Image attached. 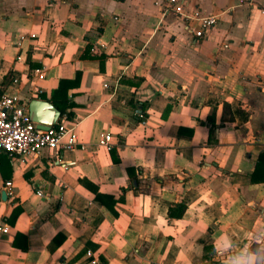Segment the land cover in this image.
<instances>
[{"label":"crops","instance_id":"obj_1","mask_svg":"<svg viewBox=\"0 0 264 264\" xmlns=\"http://www.w3.org/2000/svg\"><path fill=\"white\" fill-rule=\"evenodd\" d=\"M178 4L216 24L195 38ZM78 71L84 148L0 163V264H264V0H0L1 90Z\"/></svg>","mask_w":264,"mask_h":264},{"label":"built area","instance_id":"obj_2","mask_svg":"<svg viewBox=\"0 0 264 264\" xmlns=\"http://www.w3.org/2000/svg\"><path fill=\"white\" fill-rule=\"evenodd\" d=\"M175 3L176 0H169ZM174 13L184 16L187 30L197 39L204 35L216 24L214 15H198L196 12L184 14L181 5L172 8ZM166 10L165 13H167ZM193 24H196L192 27ZM43 77V73H38ZM14 84L17 79H13ZM66 118L57 122L48 129H40L36 123L31 121L28 115V106L13 93H7L0 89V154L6 155L10 161L21 159L27 156H37L44 149H74L79 144L75 126L66 125ZM110 134H105L100 140L101 145L109 146ZM109 148V147H108ZM12 182H5L6 186H11ZM36 194L42 196L41 190ZM7 230V226L3 227Z\"/></svg>","mask_w":264,"mask_h":264},{"label":"trees","instance_id":"obj_3","mask_svg":"<svg viewBox=\"0 0 264 264\" xmlns=\"http://www.w3.org/2000/svg\"><path fill=\"white\" fill-rule=\"evenodd\" d=\"M28 65L30 68L35 67L36 65L34 62H32L30 59L28 60ZM80 77H81V72L78 71L73 79H60L59 84L56 89H53L51 91L50 97L47 98L44 94L38 95L39 97L43 98L44 100L50 101L52 104H54L61 112V116L58 120L61 121L62 119L66 118H72L74 116L73 108L76 106V103L71 100V98L68 95V91L70 88L76 87L79 85L80 82ZM144 108V107H143ZM142 108V109H143ZM143 111V110H142ZM139 118L143 119L144 117V112L140 114H136ZM215 129V125H210L209 126V134H211ZM110 152H113V148L110 147ZM7 159L6 155H0V163L2 164L3 161ZM260 159H264V154L260 157ZM116 160V159H114ZM264 161V160H263ZM259 164V163H258ZM263 164V163H262ZM1 167V165H0ZM254 172H257L254 171ZM130 179H135L132 175H130ZM81 184L89 189L93 194L94 198L107 207L109 210H112L113 204L115 203V199L112 197H107L104 195H101L98 190L97 186L93 183H90L86 179H80ZM186 209V203L184 201H178L169 204L168 206V217L173 218V219H180ZM20 209L19 208H14L12 213L10 214L9 217L5 218V221L8 223H13L14 220L16 219L17 215L19 214ZM113 211V210H112ZM19 238H24L21 234H17L15 236V239L13 240V245L17 244V240ZM26 248H23L25 250Z\"/></svg>","mask_w":264,"mask_h":264},{"label":"water","instance_id":"obj_4","mask_svg":"<svg viewBox=\"0 0 264 264\" xmlns=\"http://www.w3.org/2000/svg\"><path fill=\"white\" fill-rule=\"evenodd\" d=\"M28 115L36 126L40 129H48L54 126L60 116V110L50 101L42 99H31L28 102ZM2 198L5 199L6 193L2 191Z\"/></svg>","mask_w":264,"mask_h":264}]
</instances>
